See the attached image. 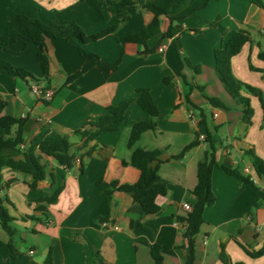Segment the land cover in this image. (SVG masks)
Instances as JSON below:
<instances>
[{
  "label": "crops",
  "instance_id": "crops-1",
  "mask_svg": "<svg viewBox=\"0 0 264 264\" xmlns=\"http://www.w3.org/2000/svg\"><path fill=\"white\" fill-rule=\"evenodd\" d=\"M100 2L97 9L85 0H0V35L15 39L0 57L35 78L0 74V117L25 120L27 143L20 152L3 154L22 158L33 141L67 137L76 157L71 169L44 158L46 178L35 189L30 187V175L3 171L0 197L8 200L5 205L14 218L15 235L10 237L0 226V264H47L49 254L52 264H156L151 255L154 244L162 248L163 264H185L189 250L185 226L178 218L185 217V205L192 207L196 200L192 192L198 183V165L210 149L207 136L219 164L249 177L264 191V176L254 166V156L264 163L261 101L242 91L254 111L251 123H246L243 107L226 91L215 69V51L237 32H247L251 42L232 59V72L237 80L260 90L264 100L260 58L264 10L249 0H132L129 14L119 19L116 6ZM146 3L169 9V16L159 18L160 35L146 46L129 43L122 48L118 37L136 34L153 21ZM19 14L43 24L75 22L89 36L118 26L115 33L84 46L103 62L117 63L116 70L105 78L94 67L69 81L85 64L77 42L47 38L51 66L47 81L37 61V47L19 26ZM170 26L171 37L163 38ZM34 86L42 89V95L32 92ZM140 89L150 92L159 113L155 128L143 133L133 149L129 148L132 126L151 120L136 102L119 131L103 133L89 144L76 135L90 129L88 121L105 116L106 108L136 96ZM209 99L221 101L226 108ZM194 141L196 147L175 159ZM138 148L160 152L153 166L158 167L168 192L157 198L161 209L157 215H145L127 193L109 192L114 182L135 184L140 179L138 169L124 165ZM58 190L56 203H41ZM213 192L216 202L205 209L194 264H264V256L248 254L264 247V200L258 203L242 181L219 167L213 170ZM43 207L44 213L39 211ZM31 216L43 222L25 219Z\"/></svg>",
  "mask_w": 264,
  "mask_h": 264
},
{
  "label": "trees",
  "instance_id": "trees-1",
  "mask_svg": "<svg viewBox=\"0 0 264 264\" xmlns=\"http://www.w3.org/2000/svg\"><path fill=\"white\" fill-rule=\"evenodd\" d=\"M97 9L101 8L100 0H85ZM255 6L264 10V0H249ZM111 6H116L119 19L124 18L129 14L130 8L133 6L132 0H107ZM146 9L154 14V19L148 26L142 27L136 34L121 36L117 41L123 48L126 44H139L146 46L149 39L160 35V20L161 16H169L168 8H161L151 3L144 5ZM17 20L21 29L27 33V37L37 47V61L41 67L43 75L47 81L50 79V59L48 56L46 39H74L78 44V49L83 57L85 64L83 68L76 74L69 78L72 81L90 69L99 68L105 78L116 70V64H108L93 53H89L84 49V46L96 43L105 36L115 33L118 26H110L96 35L89 36L82 30L75 22H70L67 25H60L57 23L43 24L37 19L28 17L26 15H17ZM171 22L173 21L170 19ZM172 26L163 38L171 37ZM15 42V39H8L0 35V55L9 50L10 45ZM251 42L249 34L245 31H239L231 36L225 45L215 51V69L221 82L223 83L226 91L233 97V99L243 107V120L246 123H251L254 114L251 102L248 97L242 94L246 91L251 95L258 97L264 109V100L260 90L242 83L237 80L232 72V59L237 56L244 45ZM260 58L264 60V53L260 54ZM0 74H8L20 79L26 80L31 78L35 80L34 76L22 68H17L10 63L4 61L0 57ZM168 81V80H167ZM215 105L226 108V106L217 99H209ZM133 102H136L143 110L150 116L149 122L135 123L132 126L131 136L129 140V148L133 149L139 141L141 135L149 130H153L156 126L154 118L158 116V107L155 104L150 92L146 89L136 91V96L126 98L117 106H110L106 108V115L95 120L88 121L86 126L90 129H83L76 132V135L82 136L85 144L96 140L103 133H113L119 131L120 127L127 121L128 111ZM25 120L17 119L12 116L0 117V126L4 130V134L0 136V192L3 189V171L10 169L14 172H21L30 175L33 182L30 184L32 189H35L39 182L46 178L47 166L43 163L44 158H52L59 165L64 166L66 169H71L75 163L76 157L72 152V143L67 137L58 138L56 140H45L39 143L31 142L23 151V157L17 158L16 155H4L6 151L20 152L21 146L26 145L24 137ZM206 141L210 145L209 152L205 159L198 165V183L193 190L195 202L192 205V210L183 218H178L179 223L185 226L184 238L189 250V254L185 264H194L195 262V241L200 232L202 225L205 223L204 212L207 207H211L216 202V196L213 192V170L219 167L227 175L236 177L243 182L244 188L249 190L256 198L257 202L264 200V191L259 188L249 177L240 175L236 170L227 168L216 161L215 148L212 139L207 136ZM198 145L197 141L192 142L187 146L182 153L175 157V159L183 158L187 152ZM92 151L87 152L90 157ZM160 156L159 151H146L144 149H134L130 163L124 162V165H131L141 172L140 179L135 184L120 185L116 182L110 185L109 192L114 191L124 192L129 194L133 200L140 204L143 208L145 215H157L160 213V207L157 204V198L167 195L168 187L163 182L158 174V167L153 166L154 162ZM254 166L259 176H264V163L263 160L254 156ZM81 171L84 172V162L81 160ZM12 182V181H11ZM10 182V183H11ZM60 190L54 195L43 198L41 203L54 204L57 202ZM8 200L0 197V226L10 236L14 237L15 229L12 226L14 218L9 214L6 207ZM39 211L45 212L44 207ZM36 222H43L41 218L28 217ZM12 250V245L10 244ZM249 256L259 258L264 256V247L257 252H248ZM151 255L156 264H163L162 248L160 245L154 244L151 247ZM52 257L49 254L47 264H52ZM243 264V263H236Z\"/></svg>",
  "mask_w": 264,
  "mask_h": 264
},
{
  "label": "built area",
  "instance_id": "built-area-1",
  "mask_svg": "<svg viewBox=\"0 0 264 264\" xmlns=\"http://www.w3.org/2000/svg\"><path fill=\"white\" fill-rule=\"evenodd\" d=\"M32 92L38 96L42 95V89L39 86H34L32 88ZM48 97H51V93L47 94ZM201 139H205V137L202 135ZM185 210L190 212L192 210V207L189 204L185 205Z\"/></svg>",
  "mask_w": 264,
  "mask_h": 264
}]
</instances>
